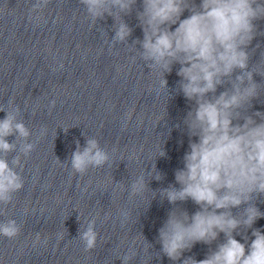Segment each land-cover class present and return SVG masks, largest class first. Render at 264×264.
I'll return each mask as SVG.
<instances>
[{
  "label": "clouds",
  "instance_id": "1",
  "mask_svg": "<svg viewBox=\"0 0 264 264\" xmlns=\"http://www.w3.org/2000/svg\"><path fill=\"white\" fill-rule=\"evenodd\" d=\"M49 3L50 0H34L30 17L36 13L39 21ZM79 3L95 26L106 17L113 19L114 35L109 47L132 46L136 52L132 59L135 61L138 56L149 73L161 77L159 87L154 89L157 95L164 94L169 100L173 93L182 94L190 103L182 121L189 138L188 149L182 157L183 167L174 172L175 183L150 189L152 179H164L154 160L151 168H145L128 186L130 197L150 190L152 199L159 195L161 202L167 200L173 205L158 229L157 242L161 247L155 255L163 254L174 264H264V230L254 227L257 220L264 218V211L257 206V201L264 197V111L255 110L253 103L264 97V50L260 43L253 46L257 37H264L258 23L264 21V0ZM133 13L143 38L129 44L134 29L125 17ZM258 50L259 59L253 61ZM175 65H179V79L175 89L170 90L166 74H171ZM256 76L261 78L259 82ZM51 103L54 105L55 101ZM0 112L5 113L0 119V216H6L5 209L14 194L24 188L22 159L30 156L35 145L29 139L31 131L20 118L18 105L9 100L6 108L0 106ZM175 127L179 129L180 124ZM11 136L15 139L9 142L7 138ZM14 152L17 154L9 159ZM166 156L162 145L156 158ZM109 162L110 155L99 141L86 137L85 145L81 147L76 141L70 159L61 163L84 174L89 168L103 167ZM189 200L198 206L192 214L178 206V202ZM121 215L125 221L129 218L126 211ZM20 232L14 218L0 221V236L11 239ZM221 234L223 241L218 242ZM78 238L86 251L96 247L94 218L80 224ZM197 243L209 246L205 258L184 256ZM135 255L129 252L119 259L122 264H129Z\"/></svg>",
  "mask_w": 264,
  "mask_h": 264
}]
</instances>
